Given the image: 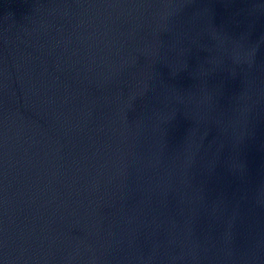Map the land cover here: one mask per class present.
<instances>
[{
  "label": "water",
  "instance_id": "1",
  "mask_svg": "<svg viewBox=\"0 0 264 264\" xmlns=\"http://www.w3.org/2000/svg\"><path fill=\"white\" fill-rule=\"evenodd\" d=\"M0 264H264V0H0Z\"/></svg>",
  "mask_w": 264,
  "mask_h": 264
}]
</instances>
